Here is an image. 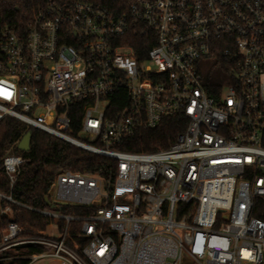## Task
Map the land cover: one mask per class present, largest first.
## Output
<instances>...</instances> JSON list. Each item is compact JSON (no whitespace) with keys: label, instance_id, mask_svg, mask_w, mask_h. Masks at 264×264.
I'll use <instances>...</instances> for the list:
<instances>
[{"label":"built area","instance_id":"2783aa9c","mask_svg":"<svg viewBox=\"0 0 264 264\" xmlns=\"http://www.w3.org/2000/svg\"><path fill=\"white\" fill-rule=\"evenodd\" d=\"M138 30L154 42L142 60L126 42ZM211 60L230 79L213 94ZM179 115L187 126L168 148H116ZM6 116L112 158L116 171L60 173L54 203L92 211L37 210L66 222L61 238L21 236L12 223L0 252L40 244L63 264H264V221L251 215L264 198V0H135L122 15L45 0L23 28L0 26V122ZM23 162L4 158L11 187ZM71 221L82 223L83 257L65 243Z\"/></svg>","mask_w":264,"mask_h":264},{"label":"trees","instance_id":"16d2710c","mask_svg":"<svg viewBox=\"0 0 264 264\" xmlns=\"http://www.w3.org/2000/svg\"><path fill=\"white\" fill-rule=\"evenodd\" d=\"M59 1L67 3L78 0ZM79 1L102 5L111 9L115 14L122 15L128 13L135 0ZM44 2L45 0H0V26L10 24L17 28H23L32 19L35 9ZM133 28L144 27L137 25ZM126 42L135 49L141 60L146 57L147 51L154 43L140 30L137 34L130 32L126 37ZM209 64L211 69H209L210 72H207L206 82L210 83V87H212L210 92L213 94V87L222 86L230 79L224 62L211 60ZM218 70L222 73L221 76L216 73L213 77L209 76V73ZM125 104V102L119 103L114 100L112 106L122 108ZM81 110V103L71 106L73 135L75 136L80 131ZM186 126L187 120L182 115L165 117L156 128L137 129L132 136L117 144L116 148L129 152L166 149L175 142L179 134L185 131ZM28 131H31L30 149L21 151L17 145ZM8 154L20 155L24 159V162L19 166L12 187L4 167V158ZM66 171L98 174L104 179H109L114 177L116 161L82 149L13 116H6L0 122V193L10 196L14 200L0 197V245L12 223L18 225L22 230L21 236L51 237L47 228L55 222L60 232L56 238H61L66 222L55 220L39 211L50 210L51 207L47 205L45 197H49L51 200L52 184L60 173ZM59 207H63V209L55 208L58 212L72 216H83L92 211V208L83 206L59 205ZM251 215L264 221V198H255ZM81 226L80 221H71L68 224L65 243L80 257H83L82 249L87 244V240L79 237ZM46 250L48 247L40 244H26L7 249L0 252V264H30L32 255L41 254Z\"/></svg>","mask_w":264,"mask_h":264},{"label":"rangeland","instance_id":"374dc122","mask_svg":"<svg viewBox=\"0 0 264 264\" xmlns=\"http://www.w3.org/2000/svg\"><path fill=\"white\" fill-rule=\"evenodd\" d=\"M208 67L206 68V72H208ZM216 75L221 76L222 73L218 70L216 72ZM41 111H38L37 114H39ZM51 200L54 202V197L52 196L51 193ZM50 211L58 213V210L55 208H50ZM47 232L51 234L52 236H55L58 234V225L54 222L51 225L48 226ZM45 255L32 261L30 264H63L62 261L52 255V250L48 249L44 253ZM66 264H75L73 261H70L69 263Z\"/></svg>","mask_w":264,"mask_h":264},{"label":"water","instance_id":"95a60500","mask_svg":"<svg viewBox=\"0 0 264 264\" xmlns=\"http://www.w3.org/2000/svg\"><path fill=\"white\" fill-rule=\"evenodd\" d=\"M30 139H31V131H28L23 137L22 139L19 141L17 147L19 150L21 151H29L30 149ZM45 201L47 203L48 206H50L51 208H60V210L63 209V207H59L58 205H56L55 203H53L49 197H45Z\"/></svg>","mask_w":264,"mask_h":264},{"label":"crops","instance_id":"0c3cea01","mask_svg":"<svg viewBox=\"0 0 264 264\" xmlns=\"http://www.w3.org/2000/svg\"><path fill=\"white\" fill-rule=\"evenodd\" d=\"M49 233V232H48Z\"/></svg>","mask_w":264,"mask_h":264}]
</instances>
